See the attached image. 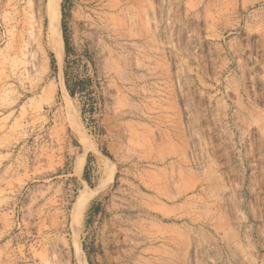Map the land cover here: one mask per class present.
<instances>
[{"label": "rangeland", "instance_id": "374dc122", "mask_svg": "<svg viewBox=\"0 0 264 264\" xmlns=\"http://www.w3.org/2000/svg\"><path fill=\"white\" fill-rule=\"evenodd\" d=\"M58 14L0 0V264H264V0Z\"/></svg>", "mask_w": 264, "mask_h": 264}, {"label": "bare ground", "instance_id": "6f19581e", "mask_svg": "<svg viewBox=\"0 0 264 264\" xmlns=\"http://www.w3.org/2000/svg\"><path fill=\"white\" fill-rule=\"evenodd\" d=\"M61 0H49V8L53 10V17L51 18L50 31L52 38L57 37L58 17H59V3Z\"/></svg>", "mask_w": 264, "mask_h": 264}, {"label": "trees", "instance_id": "16d2710c", "mask_svg": "<svg viewBox=\"0 0 264 264\" xmlns=\"http://www.w3.org/2000/svg\"><path fill=\"white\" fill-rule=\"evenodd\" d=\"M64 32H65V30H64ZM64 38H65V44H66V52L68 54L69 53L68 52V50H69L68 41H67L65 36H64ZM69 70H70V68H68V66H67L66 71H65L66 86H67V90L69 91L70 95L75 96L76 91L74 89V83H71Z\"/></svg>", "mask_w": 264, "mask_h": 264}]
</instances>
